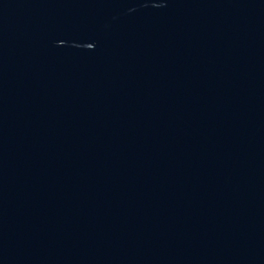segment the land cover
<instances>
[{
    "label": "water",
    "instance_id": "95a60500",
    "mask_svg": "<svg viewBox=\"0 0 264 264\" xmlns=\"http://www.w3.org/2000/svg\"><path fill=\"white\" fill-rule=\"evenodd\" d=\"M0 264H264V0H0Z\"/></svg>",
    "mask_w": 264,
    "mask_h": 264
}]
</instances>
